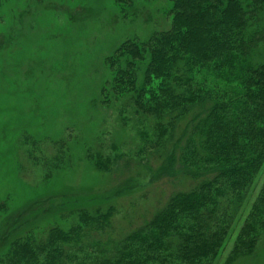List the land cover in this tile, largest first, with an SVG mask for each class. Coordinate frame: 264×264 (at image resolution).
Wrapping results in <instances>:
<instances>
[{
    "label": "trees",
    "instance_id": "16d2710c",
    "mask_svg": "<svg viewBox=\"0 0 264 264\" xmlns=\"http://www.w3.org/2000/svg\"><path fill=\"white\" fill-rule=\"evenodd\" d=\"M38 1L0 7L16 4L19 25ZM117 1L124 18L142 15L134 0ZM166 1L168 28L127 37L105 57L101 95L139 141L136 158L161 161L158 175L186 187L122 237L115 206L100 195L52 197L50 213L30 206L3 233L0 264H217L230 242L235 264L264 251V180L253 192L264 171V0ZM18 25L0 63L4 52L14 57ZM101 141L85 157L109 173L125 155ZM73 143L51 141L46 178L64 171Z\"/></svg>",
    "mask_w": 264,
    "mask_h": 264
},
{
    "label": "rangeland",
    "instance_id": "374dc122",
    "mask_svg": "<svg viewBox=\"0 0 264 264\" xmlns=\"http://www.w3.org/2000/svg\"><path fill=\"white\" fill-rule=\"evenodd\" d=\"M39 1L33 16L23 22L17 17L19 25L16 4L0 7V49L11 40L10 24L18 25L21 33L13 59L7 51L0 63V245L5 243L3 233L22 222L30 206L35 211L41 202L50 213L49 200L65 193L109 199L117 211L114 233L122 237L187 185L160 177L161 161L136 158L139 141L122 126L115 110L107 109L101 95L105 57L127 37L145 39L168 28L170 20L164 14L169 4L134 0L142 15L124 18L117 0ZM68 137L74 140L71 159H65L64 171L46 178L43 166L54 162L51 158L57 154L51 141ZM35 141L39 147L33 146ZM100 141L111 153L125 155L109 173L98 171L85 157V147ZM30 150L32 155L27 154ZM263 180L264 171L254 193ZM231 246L230 242L217 264H228ZM263 263L264 251L258 250L235 264Z\"/></svg>",
    "mask_w": 264,
    "mask_h": 264
}]
</instances>
